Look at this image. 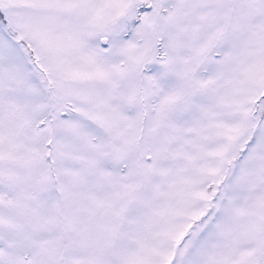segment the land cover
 Wrapping results in <instances>:
<instances>
[{
    "label": "snow or ice",
    "instance_id": "6c2138e0",
    "mask_svg": "<svg viewBox=\"0 0 264 264\" xmlns=\"http://www.w3.org/2000/svg\"><path fill=\"white\" fill-rule=\"evenodd\" d=\"M0 264H264V0H0Z\"/></svg>",
    "mask_w": 264,
    "mask_h": 264
}]
</instances>
